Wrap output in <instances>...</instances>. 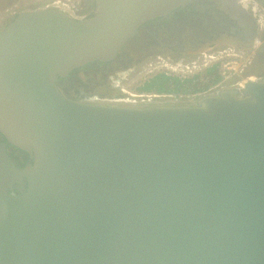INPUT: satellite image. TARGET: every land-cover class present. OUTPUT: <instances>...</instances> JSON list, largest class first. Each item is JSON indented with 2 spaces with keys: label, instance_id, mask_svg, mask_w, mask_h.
Returning <instances> with one entry per match:
<instances>
[{
  "label": "water",
  "instance_id": "obj_1",
  "mask_svg": "<svg viewBox=\"0 0 264 264\" xmlns=\"http://www.w3.org/2000/svg\"><path fill=\"white\" fill-rule=\"evenodd\" d=\"M86 1L0 29V264H264V74L190 105L71 98L60 78L195 0Z\"/></svg>",
  "mask_w": 264,
  "mask_h": 264
},
{
  "label": "flooded vegetation",
  "instance_id": "obj_2",
  "mask_svg": "<svg viewBox=\"0 0 264 264\" xmlns=\"http://www.w3.org/2000/svg\"><path fill=\"white\" fill-rule=\"evenodd\" d=\"M92 8L93 6L90 1L84 0L83 2H81V6L78 11L83 14H87L88 17L89 15H91L90 13ZM20 12L21 11L19 10H14L13 12H10L9 16H7L2 21L1 26L4 27L7 22H10L13 19L15 14ZM250 25H247L249 27V34L250 29L251 31H253L252 26ZM236 26V23L231 19V17H228V14H226L223 10L220 9L217 0H195L185 4L184 6H180L172 13H169L164 16L155 17L143 23L138 28V33H136L135 35L136 41H133L132 45L138 50L140 49L138 52L141 55L143 52L146 53L145 56H160L161 54H165V56L169 59L177 58V62L184 63V61L188 60L190 57L197 56L198 58L204 54L206 55L207 51H215V49L220 44L228 45L229 43H239V40H234L233 42L229 43L220 42L219 40L220 38H230L231 41V38H234L233 27ZM236 29V33L241 30V28H239V24ZM244 33L248 37L246 30ZM260 36H264V31H261ZM230 45L235 46L236 44H229V46ZM260 46L261 47L258 53L262 54V59H264V43H261ZM153 48H160V50L158 53L152 51V53L147 52V50ZM119 55L121 56V54ZM122 60L123 59L118 56L114 61L111 62H97L90 64L94 66L92 68L93 71H91L93 76L91 77L97 79L98 74H101V81L103 82V85L108 87L107 92L98 94L94 89H92V87H88L83 83L81 84V86H78L76 84V81H74V79H80L79 74H84L89 71V69H87L86 67L77 69L73 72L76 78H72V74L69 77L60 78L58 81L59 87L64 91L67 96L71 98L80 100H84L85 97L99 98L96 99L97 103H100L99 101H101V103L117 102L115 100L110 99L111 95H108L112 94L113 90H116L115 85L123 80V72L125 71V73L129 74V71L134 70L135 67L143 59H128L126 63L125 61L123 63ZM196 65H200L199 61H193L187 64L186 67L188 70H191L193 67L194 69H196ZM204 65L207 66L208 62H205ZM205 69H203L201 66L198 68V70L202 71ZM242 73L243 75H245L244 77H250V79L252 80H258L264 74V62L252 70H249L248 68L243 69ZM252 75H255V77L251 78ZM241 87V84H236L232 88H221L219 84L218 86L214 84L208 89L196 93L200 94L201 96L217 95L223 90H240ZM155 94L171 95L170 93L157 92ZM115 99L120 100L123 99V97H116ZM0 142H7L6 138L1 133ZM7 149L10 150V155L19 165H25L28 161H30V156L25 151L18 149L17 147L12 146L9 143H7ZM17 152L19 154H17ZM13 191L16 194L20 192L18 189H14Z\"/></svg>",
  "mask_w": 264,
  "mask_h": 264
},
{
  "label": "rangeland",
  "instance_id": "obj_3",
  "mask_svg": "<svg viewBox=\"0 0 264 264\" xmlns=\"http://www.w3.org/2000/svg\"><path fill=\"white\" fill-rule=\"evenodd\" d=\"M84 0H0V28L3 27L2 21L9 16L10 12L14 10L25 11V10H33L38 8H45L46 5H49L50 8H53V5L58 3L63 9H67L68 11H72V13H77V10L80 9L81 2ZM243 2V1H242ZM245 8L248 9L247 12L251 13L254 16H249L252 18V21L248 23V25L252 26L253 31L249 27L246 30L248 40L239 41L235 46L229 44L228 45L220 44L215 51H207L206 55H202L197 58L190 57L188 60L184 61V63L177 62V58H171L165 56V54L158 55H150L141 57L140 63L135 67L134 70L129 71L130 73L122 74V81L119 84L115 85V91L113 93H122L123 99H115L116 97L110 96V99L117 101L118 104H131V105H147V104H158V105H190L196 104L197 101L201 98V95L198 93H190V94H171V95H160L155 94L156 91L151 92H143L139 90V87L149 78L153 77L158 73H164L167 75L178 76L180 78L190 77L198 72H202V70H198L201 66L203 69L209 67L212 64L218 63L222 75V79L216 84L221 86V88H232L236 84H240L241 82H246L249 78L244 77L243 69L249 68L250 63L253 59L258 56V51L260 50L261 42L259 39L261 38L260 33L264 31V7L260 4L254 5V2H247ZM52 6V7H51ZM69 8V9H68ZM75 10H74V9ZM225 12V11H224ZM226 13V12H225ZM227 14V13H226ZM236 25L237 22H235ZM248 31V32H247ZM254 35V37H253ZM251 41L249 42V39ZM256 41V42H254ZM258 41V43H257ZM246 44H250L251 48H245ZM140 50V49H139ZM136 48L127 49L124 47L122 50L120 58H122V62L125 63L127 60H133L135 58V54H139V51ZM200 55V54H198ZM128 58V59H127ZM136 59V58H135ZM199 61L200 65H196V69L194 67L190 70L187 69L186 65L193 62ZM208 62V65L205 66L204 63ZM264 62V59L259 61V65ZM258 65V66H259ZM256 66V67H258ZM94 66L89 65L87 69V73L79 74L81 80L80 84H85L88 87H92L96 91V93L101 94L107 92L108 87L103 85L101 81V74H98V78H92L91 71ZM191 68V67H190ZM196 70V71H195ZM195 71V72H194ZM198 71V72H197ZM72 77H76L75 74L71 75ZM254 78L255 75H252L251 78ZM247 78V79H246ZM100 82V83H97ZM213 86V85H212ZM109 96V95H108ZM157 96V97H156ZM97 101V100H96ZM101 103V101H99ZM114 103V102H113Z\"/></svg>",
  "mask_w": 264,
  "mask_h": 264
},
{
  "label": "trees",
  "instance_id": "obj_4",
  "mask_svg": "<svg viewBox=\"0 0 264 264\" xmlns=\"http://www.w3.org/2000/svg\"><path fill=\"white\" fill-rule=\"evenodd\" d=\"M92 4V3H91ZM18 15L15 14L13 19ZM9 22L6 23V25ZM222 79L218 63L187 78L158 73L146 80L139 90L143 92L156 91L157 93L190 94L208 89ZM123 97L122 93L109 94V96Z\"/></svg>",
  "mask_w": 264,
  "mask_h": 264
},
{
  "label": "bare ground",
  "instance_id": "obj_5",
  "mask_svg": "<svg viewBox=\"0 0 264 264\" xmlns=\"http://www.w3.org/2000/svg\"><path fill=\"white\" fill-rule=\"evenodd\" d=\"M223 1L225 2L224 4H225V7L227 8V10L229 9L230 11H233V13H232L233 16L236 19H238L239 20L238 22L241 23V26L242 27L244 26V29L246 27V30H247L248 29L247 25H248L249 22L252 21V18L249 17V14L247 12V9L245 8V5H247L248 4L247 2H250V1H253L254 5H256L257 1L256 0H223ZM242 1L244 2L245 5H243ZM219 40H220V42H228V43L234 41V39H232V38H231V41H230V38L229 39L220 38ZM254 42H256V41H254ZM257 43H258V41H257ZM159 50H160V48H153V49L147 50V52H151L152 51V52L158 53ZM249 80H252V79H249ZM244 83L245 82H241L240 84L243 86Z\"/></svg>",
  "mask_w": 264,
  "mask_h": 264
},
{
  "label": "built area",
  "instance_id": "obj_6",
  "mask_svg": "<svg viewBox=\"0 0 264 264\" xmlns=\"http://www.w3.org/2000/svg\"><path fill=\"white\" fill-rule=\"evenodd\" d=\"M47 7L45 8H50L49 5H46ZM52 7V6H51ZM53 7L55 8H59L61 10H64L65 12H67L68 14H70L71 16L75 17V18H85L87 17V14H83L81 13L80 11L77 10V13L79 14H75V13H72V11H68L67 9H63L58 3H56L55 5H53ZM69 9V8H68ZM74 9V8H73ZM75 10V9H74ZM77 84V83H76ZM119 84V83H118ZM78 86H81L80 84H77ZM96 99H99V98H84V100L86 101H90V102H96ZM103 101V100H102Z\"/></svg>",
  "mask_w": 264,
  "mask_h": 264
}]
</instances>
